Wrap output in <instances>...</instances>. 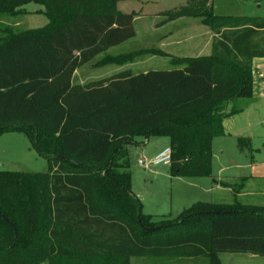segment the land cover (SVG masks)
Returning <instances> with one entry per match:
<instances>
[{
	"label": "trees",
	"instance_id": "trees-1",
	"mask_svg": "<svg viewBox=\"0 0 264 264\" xmlns=\"http://www.w3.org/2000/svg\"><path fill=\"white\" fill-rule=\"evenodd\" d=\"M31 3L43 7L48 24L21 33L5 28L0 38V136L24 134L48 167L0 171V264L72 253L203 264H221L220 254L264 258V209L236 200L198 204L153 226L131 192L127 150L137 139L166 138L172 176L210 177L212 140L241 111L233 103L252 99L264 18L205 13L216 36L210 56L77 84L78 69L134 38L133 15L120 14L118 0H0V19L26 13ZM139 54L105 55L94 66L122 67Z\"/></svg>",
	"mask_w": 264,
	"mask_h": 264
},
{
	"label": "rangeland",
	"instance_id": "rangeland-1",
	"mask_svg": "<svg viewBox=\"0 0 264 264\" xmlns=\"http://www.w3.org/2000/svg\"><path fill=\"white\" fill-rule=\"evenodd\" d=\"M118 3L117 11L120 14L133 15L136 36L109 49L105 55L118 56L140 52L130 63L132 66L124 65L134 74L172 70L170 60L173 58L202 57L208 54L210 49L211 55L215 36L210 29L211 22L203 20L205 13L264 18V0H210L208 4L200 3L189 7L186 0H119ZM24 10L26 12L24 14L0 19V38L4 37L5 28L12 33H21L41 29L48 24L47 18L42 14L44 10L42 6L31 3L24 6ZM174 14L177 17L169 21V16ZM197 45L202 47L194 53L191 46ZM105 55L98 56L93 62L82 67L75 74L74 83L83 81L84 84L107 79L116 74L112 70L124 67L94 66ZM263 63L252 60V83L254 80L257 81L260 72L264 71ZM255 92L258 93V90ZM221 102L218 101V104ZM231 107L232 105H229L225 113H229ZM233 107L241 111L225 119L224 135L214 138L211 142L210 177H175L170 174L169 167L162 165L144 170L137 162L142 157L146 160L152 159L157 146L151 142L143 154L136 152L128 154L131 191L140 199L141 212L150 217L153 226L160 221H173L181 213L198 204H210L212 188L217 180H230L236 176L262 182L253 181L245 184L243 197L237 198L236 194L240 192L238 189L243 186L238 181L239 183L234 186L230 203L236 200L244 207L264 209V93L252 100L239 99L233 103ZM47 167V162L38 156L24 134L0 136V171L42 173L46 172ZM41 264H144V261L105 258L85 260L74 254L70 258H53ZM181 264L190 262L185 261ZM232 264H264V258L258 257L254 261L236 260Z\"/></svg>",
	"mask_w": 264,
	"mask_h": 264
},
{
	"label": "crops",
	"instance_id": "crops-1",
	"mask_svg": "<svg viewBox=\"0 0 264 264\" xmlns=\"http://www.w3.org/2000/svg\"><path fill=\"white\" fill-rule=\"evenodd\" d=\"M118 2H119V0H118ZM118 5H119V3H117V9H118ZM135 36H136V33H135ZM158 42H159V40H158ZM201 45H202V43H201ZM201 47L202 46H199V45H197V47L196 46H191V49H194V53H197L201 49ZM207 49H208V45L206 46V51H207ZM210 50H209L208 54H206L205 56H202V57H208L210 55ZM197 57H199V56H195V57H192V58H197ZM253 61L254 62H256V61L264 62V59H254ZM132 65L133 64H130L129 66H132ZM85 66H87V65H85ZM85 66H83V67H85ZM127 67L128 66H124L122 68H116V69L112 70V72L118 73V72L123 71V70H129V69H127ZM80 69H78L74 73V78H75V74H77V72ZM263 72L264 71H261L260 72V76H258V80L259 81L258 80L255 81L254 80L252 99L254 97H256V96H261L264 93V74H262ZM77 84H83V81H79V83H77ZM256 89L258 90L259 94L257 92H255ZM149 139L150 138H148V139H137L135 144L127 147L128 154H130V153L132 154L134 152L143 154L144 153V149H146V147L149 146L150 142H151V144L157 146L156 147V152L154 153L152 158L155 155H157L159 152L164 150L165 148H168V140L166 138H153L152 140H149ZM238 181H240L241 183H239ZM253 181L262 182V181H258V180H254V179H244V178L239 177V176H236L235 178H231L230 180H225V181H223V180L218 181L217 180L214 188H212V192H213L212 193V202L210 204H212V203H214V204H229L231 199L233 198L232 194H233L234 186L236 184H238V183L242 184L243 186L238 189V190H240L239 194H236V193L235 194H236L237 198H242L243 197L242 191L244 190L245 184H247V183L250 184ZM237 193H238V191H237ZM230 196H232V197L229 198ZM74 254L80 256L81 258H83L85 260L94 259L95 258V257L88 258V257H86V256H84V255H82L80 253H78V254L77 253H72V255L70 257H72ZM70 257H68V258H70ZM100 258H105V259H127V260H131V261L136 259V258H110V257H100ZM257 258L258 257H254V256H251V255H241V254H220L219 255V261H220L221 264H224V260H226V264H232V263H235L236 260L239 261V260L246 259V260L254 261ZM139 259H142L144 261V264H172V263H176V262L181 264V263H183L185 261L186 262H190V264H203V262H200V261L197 262L195 259H181V258H176V257L159 258V259H157V258H139Z\"/></svg>",
	"mask_w": 264,
	"mask_h": 264
},
{
	"label": "built area",
	"instance_id": "built-area-1",
	"mask_svg": "<svg viewBox=\"0 0 264 264\" xmlns=\"http://www.w3.org/2000/svg\"><path fill=\"white\" fill-rule=\"evenodd\" d=\"M138 166L143 168L144 170H148L150 167H157V166H166L170 167L171 165V150L170 148H165L157 155H155L152 159L146 160L141 158L137 162Z\"/></svg>",
	"mask_w": 264,
	"mask_h": 264
},
{
	"label": "water",
	"instance_id": "water-1",
	"mask_svg": "<svg viewBox=\"0 0 264 264\" xmlns=\"http://www.w3.org/2000/svg\"><path fill=\"white\" fill-rule=\"evenodd\" d=\"M147 231H152V229H147Z\"/></svg>",
	"mask_w": 264,
	"mask_h": 264
}]
</instances>
